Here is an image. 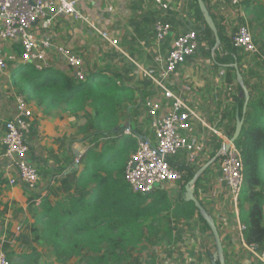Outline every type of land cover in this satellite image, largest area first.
<instances>
[{
  "label": "trees",
  "instance_id": "trees-1",
  "mask_svg": "<svg viewBox=\"0 0 264 264\" xmlns=\"http://www.w3.org/2000/svg\"><path fill=\"white\" fill-rule=\"evenodd\" d=\"M203 1L207 5L210 0ZM244 2L250 6L248 1ZM191 10L193 22L190 28L195 27L200 42L199 54L202 50L204 56L211 57L217 45L215 36L206 24L197 0H193ZM209 12L215 21L212 12ZM218 32L223 51L216 50L214 62L225 69L224 83L229 87L236 86L240 91L235 66L242 74L246 53L234 46L233 36L223 27L218 28ZM263 37L264 26L260 33V38ZM132 70H134L132 65L124 64L123 68L111 69V77L105 76L103 70L89 71L86 81L77 82L70 71L58 66L40 72L32 64H21L15 75L14 87L18 94L24 95L28 102L35 101L46 116H52V112L62 104L74 115L84 112L88 107H92L95 112L94 119L89 121L90 125L86 129L91 130V135L84 138L88 146L79 159L80 168L66 174L75 164V160L71 158L65 164L60 163L52 171L53 180L49 182L46 196L42 198L39 196L38 206L29 208L31 218L34 220L29 229L33 237L32 243L44 245L58 263L158 264V254L155 251L157 246L168 242L171 245L170 253L174 256L175 249L182 240L183 231L174 226L177 219L192 221L198 217L201 230L211 232L195 204L186 202L184 196L188 183L207 165V162L200 163L199 166L184 164L181 168L176 162L177 158L170 160L172 166L184 172L183 180L180 182V197L176 199L175 206L169 203L164 194L162 199H154L148 203L152 196L134 193L125 180L126 164L122 168L118 158L124 153L131 155L137 151L139 142L132 135L141 139V135L134 128L119 126L121 116L128 112V108L122 109L123 105L135 103L137 86L131 85L133 80L129 78ZM242 76L250 93L245 115L243 114L245 100L237 95L233 97L238 104L240 118H244L242 133L235 142L244 161L242 191L244 199L249 203V211L244 218L243 215L241 217L243 225L246 226L244 233L246 244L257 246L258 251L262 253L264 94L257 98L253 97L246 77L243 74ZM161 92L165 94L158 87L157 93L162 95ZM231 122L232 127L226 134L229 139L235 133L236 114ZM129 129L132 131L131 135H125V131ZM117 140L119 147L113 145L106 150L104 145L102 150H99L98 145L102 141L106 143ZM211 140L214 151L210 160H213L222 149V140L215 135L211 136ZM221 161L222 156L218 157L214 164ZM207 172L208 170L204 174ZM197 184L198 182L196 197ZM165 212L169 213V216H163ZM161 221L164 223L161 224ZM31 258L30 255L18 256V259L23 260V264H31Z\"/></svg>",
  "mask_w": 264,
  "mask_h": 264
},
{
  "label": "crops",
  "instance_id": "crops-1",
  "mask_svg": "<svg viewBox=\"0 0 264 264\" xmlns=\"http://www.w3.org/2000/svg\"><path fill=\"white\" fill-rule=\"evenodd\" d=\"M78 8L91 19L98 30L105 33L110 39L117 40L119 49L105 41L89 26L81 25L67 17L58 19L57 26L53 31L54 42L56 45L66 46L82 56L87 63L88 72L103 70L105 76L111 77V69L123 68L124 64L125 66L132 65L134 70L129 78L133 80L131 85L137 86L135 103L129 106L123 105L122 109L128 108V112L121 116L119 126L134 128L141 135L140 140H153L154 135L150 128L148 115L149 106L156 101L169 103L163 92H161L162 95L157 93L158 86L154 79L160 78V66L155 60L160 55L167 57L171 49L172 38L184 33L186 25L179 22V18L171 20L174 15L170 17L167 10L172 11L176 16H185L186 1L111 0L103 3L93 0L79 2ZM110 8L113 11L110 12ZM163 20L172 26V35L171 38L159 43L154 26L156 22ZM6 54L11 61L8 63V69L0 72V249L8 246L11 252L20 250L16 256L24 257L25 252L31 253L33 244L29 229L34 220L31 218L29 208L37 207L40 203L37 202L38 197L53 180L52 171L60 163H63L62 160L65 157V159L71 158V144L67 140L66 148H64L59 141L62 132L58 128L64 126L60 117L46 116L36 103L33 105L29 103L33 111V129L27 139L30 145V161L39 170L42 182L35 191L29 190L19 182L14 186L10 185L3 159V138L6 122L12 119L16 113V97L19 96L14 87L15 75L22 64L19 44L7 43ZM203 61L204 59L198 51L164 82L166 88L186 103L198 117H192L190 120L191 129L185 133L191 141L204 142L205 144V151L196 166L206 162L209 164L212 161L210 160L214 151L212 135L222 140V147L227 143L226 134L232 127L231 120L238 109V104L235 103L233 97L237 95L240 98V91L237 87L227 86L224 83L225 76H220L222 72L225 73L224 69L201 70ZM10 64L12 66L9 69ZM58 68L69 71L60 58H58ZM144 71L150 73L152 77L147 76ZM127 131L132 132L130 129L125 132ZM214 132H218L220 136ZM76 145L72 146L73 149ZM87 146H82V149L87 150ZM176 162L181 168L187 164L185 153H181ZM215 165L212 164L206 169L209 172L204 174L205 170L199 177L197 198L215 220L221 236L226 264H264V261L259 258L264 259V251L260 253L257 246L254 245L257 254L254 255L251 250L245 248L243 246L245 240L242 241L238 230L239 225H243L241 216L243 215L244 218L249 211V203L240 197L237 206H235L228 188L217 181L220 169L217 171L212 167ZM180 190L181 183L167 184L151 196L162 192L167 196L166 199L169 203L175 206L176 199L180 197ZM154 199L152 197L148 203ZM163 216H169V213L165 212ZM163 223L161 221V224ZM174 226L183 231V242L186 245H191L190 250L195 244L196 247H193L192 252L188 254L179 245L177 248L179 250L172 256L171 264H212V257L217 253L215 239L211 232L201 230L198 217L192 221L177 219ZM168 261L170 262V260Z\"/></svg>",
  "mask_w": 264,
  "mask_h": 264
},
{
  "label": "built area",
  "instance_id": "built-area-1",
  "mask_svg": "<svg viewBox=\"0 0 264 264\" xmlns=\"http://www.w3.org/2000/svg\"><path fill=\"white\" fill-rule=\"evenodd\" d=\"M81 1L93 0H0V72L8 69L11 59L6 54V45L11 42L21 48L20 60L23 64H32L40 72L58 66V58L64 63L77 82H84L88 77V66L85 59L66 46H58L53 40V31L60 17L73 19L87 25L105 41L119 49V42L110 39L97 29L89 17L78 8ZM109 2L111 0H98ZM245 0H228L232 6H239ZM109 11H113L112 8ZM157 41L164 42L172 35V26L158 21L154 26ZM48 34V36H45ZM233 44L246 54L258 53L252 34L248 27L241 26L233 34ZM200 43L195 32L182 33L172 38L171 49L167 57L161 55L155 62L160 66V78L154 82L165 93L169 103L152 102L148 109L150 128L153 140L138 139V149L127 160L125 180L131 190L143 196H151L166 184L182 182L184 172L172 166L170 160L181 153L186 155V165L193 166L199 162L205 151L204 142L195 143L185 135L191 129L190 120L197 117L194 111L175 94L170 92L164 82L184 66L188 59L195 56ZM144 73L152 77L150 73ZM220 76H225L222 72ZM198 118V117H197ZM33 129V111L24 95L16 97V113L6 122L3 138L6 174L9 183L14 186L20 183L29 190L35 191L41 185L39 170L30 161L28 137ZM214 134L219 135L218 132ZM125 135L130 136L129 131ZM220 136V135H219ZM230 142L228 138L227 143ZM226 144V143H225ZM222 156L218 183L226 186L237 206L244 186V161L235 144L228 152L221 149ZM81 158V157H80ZM79 158V159H80ZM79 159L75 162L79 164ZM47 194V188L42 197ZM40 202V199L37 200ZM242 241L246 226L239 225ZM243 246L256 254L255 246L243 241ZM259 257V256H258ZM262 261L264 259L259 257ZM0 264H11L3 249H0Z\"/></svg>",
  "mask_w": 264,
  "mask_h": 264
},
{
  "label": "rangeland",
  "instance_id": "rangeland-1",
  "mask_svg": "<svg viewBox=\"0 0 264 264\" xmlns=\"http://www.w3.org/2000/svg\"><path fill=\"white\" fill-rule=\"evenodd\" d=\"M185 1H186V8L184 11L186 12L185 16H181V17L176 16V14H174L170 10H167L169 12L168 15L170 17L174 15V18L171 17V20L179 18L178 19L180 20L179 22H182L183 24L186 25V27L184 28L185 33L195 32V27L190 28V25L193 22V11L191 10V4L193 3V0H185ZM212 1H215V3H212ZM245 1L249 2V5H250L249 7L244 4L246 2L241 3L239 6H232L227 0H210L206 6L209 9V11L212 12L215 18V23H216L217 28L223 27L232 36L233 34L237 32L238 28L241 26H246L250 30L253 40L258 47V53L251 54V55L245 54L246 58H245V63L243 64V67H242V74L246 77L249 83V86L253 93V97L257 98L258 96H261V94H264V37L262 39L260 38L261 28L264 26V0H245ZM176 23L177 22L175 21V24ZM216 50H219V49L215 47V49L212 52V56H213V57L211 56L212 58L204 56L205 54L202 52V50H200L201 56L204 59L201 70L211 68L212 70L217 71L220 68L224 69L223 67H219L218 64L214 62V59L216 56L215 55ZM11 66L12 64L9 65V69ZM29 103L33 105V103H36V102L29 101ZM100 108L101 110L105 111L103 107H100ZM69 110L70 109H68L66 105L62 104L61 106H59V108H57L55 111L52 112V115L57 118L60 117L61 122L64 123L63 127L58 128V130L62 132V137L59 139V141L61 142V145L64 148H66V141L69 140L71 144L70 145L71 158L73 160H77L86 151L82 149V146L84 147L87 146V142L84 141V138L86 136L91 135V130L86 131V129L90 125L89 121L94 119L95 112L92 107H88L84 112H80L78 115H74L73 113L69 112ZM68 129H70V131H68ZM74 144H77L75 146V149H73L72 147ZM104 145L106 146L105 147L106 150L112 148L113 145H115L116 147L117 146L119 147V140L113 141V142L110 141L106 143H103L102 141L98 145L100 148L99 150H102V147ZM131 155H127L126 153H124L118 158L119 163L122 165V168H124L127 160L130 158ZM65 158L62 160L63 161L62 164H65L66 162L69 161V159H65ZM212 167L217 169V171H219L221 167V162L217 163L215 166H212ZM43 185H46V184L43 183ZM242 196L244 198L243 191L241 193V197ZM152 197L158 200L163 198L162 193L160 192L159 194H156ZM30 238H33L32 235ZM179 245H181L184 251L187 252L188 254L192 252L193 247H196V244H195L192 247V250H190L189 248L191 247V245L190 244L186 245V243L183 242V238ZM164 247L166 248L167 252L164 251L165 249ZM182 248L180 247V250H182ZM2 249L4 250L6 255H8V259L11 262V264H23V260L18 259V256H16V254H19L20 250L18 252H11L9 247L8 248L4 247ZM170 250H171V245L168 242L159 244L157 246L155 251L158 254V259H157L158 264H171L172 263L173 257L170 253ZM175 250L177 251L179 249L176 248ZM30 252H31L30 254H27V252H25L24 256L30 255V257H32L31 264H61V263L56 262L54 256L50 253V251L44 245L40 243L32 244ZM168 260H170V262Z\"/></svg>",
  "mask_w": 264,
  "mask_h": 264
},
{
  "label": "water",
  "instance_id": "water-1",
  "mask_svg": "<svg viewBox=\"0 0 264 264\" xmlns=\"http://www.w3.org/2000/svg\"><path fill=\"white\" fill-rule=\"evenodd\" d=\"M197 1H198L199 8L203 14V17H204L206 24L208 25V27L211 29V31L213 32V34L215 36V40L217 43L216 48L223 51L221 39L219 37L218 28L216 26L214 19L212 18L205 2L203 0H197ZM235 69H236V74H237V81L241 87L240 98L245 100L244 106H243V114L245 115L247 113L248 104L250 101V93H249V90L245 84L244 77L242 76L240 70L238 69L237 66H235ZM239 113H240V111L238 108L237 113H236L235 133H234L233 137L230 139V142L223 145L222 150L224 152L229 151L230 146L235 144V142L238 140V138L240 137V135L242 133V130L244 127V118H240ZM220 156H221V154L219 153L215 159H213L209 164L205 165L194 176V178L188 183V185L185 188V201L186 202H192L195 204V207L198 209L199 213L202 215V217L204 218V220L208 224V226L211 230V233L215 239L217 253L212 257V264H226L225 253H224V249H223V245H222V241H221V236H220V233L218 231L215 220H214L213 216L202 206L201 202L195 196V190H196V183H197L199 177L203 174V172L210 165L214 164L216 162L217 158ZM79 168H80L79 164L75 162L73 167H71L66 172V174H69V173L73 172L74 170H78Z\"/></svg>",
  "mask_w": 264,
  "mask_h": 264
}]
</instances>
